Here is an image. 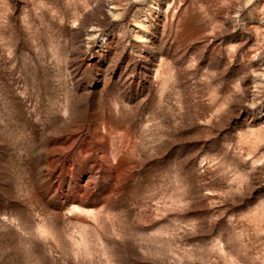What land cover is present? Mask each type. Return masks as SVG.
I'll use <instances>...</instances> for the list:
<instances>
[{"label": "rangeland", "instance_id": "obj_1", "mask_svg": "<svg viewBox=\"0 0 264 264\" xmlns=\"http://www.w3.org/2000/svg\"><path fill=\"white\" fill-rule=\"evenodd\" d=\"M0 264H264V0H0Z\"/></svg>", "mask_w": 264, "mask_h": 264}]
</instances>
